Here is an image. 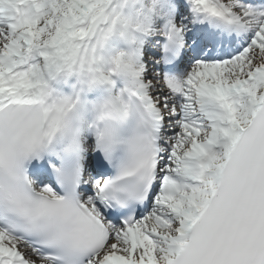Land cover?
<instances>
[{"label": "snow or ice", "instance_id": "6c2138e0", "mask_svg": "<svg viewBox=\"0 0 264 264\" xmlns=\"http://www.w3.org/2000/svg\"><path fill=\"white\" fill-rule=\"evenodd\" d=\"M0 264H264V0H0Z\"/></svg>", "mask_w": 264, "mask_h": 264}]
</instances>
